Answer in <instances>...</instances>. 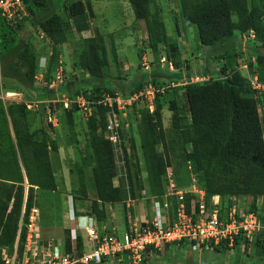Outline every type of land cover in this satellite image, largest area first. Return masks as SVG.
Listing matches in <instances>:
<instances>
[{
    "label": "trees",
    "instance_id": "trees-1",
    "mask_svg": "<svg viewBox=\"0 0 264 264\" xmlns=\"http://www.w3.org/2000/svg\"><path fill=\"white\" fill-rule=\"evenodd\" d=\"M129 1L137 19L150 21L151 38L155 42L167 43L168 35L164 23L157 16H153L152 0ZM24 2L27 5L33 3L38 8V11H35L30 7L33 15L30 23L34 27H41L51 40L52 53L45 72L40 73L43 74V79L40 80L35 76L40 64L39 56L30 47L28 40L22 39L19 33L10 34L4 49L1 50L5 77L16 80L24 87L32 86L38 89L36 78L45 86L38 89L40 95L52 97L56 92L49 84L61 55L59 46L69 41L71 33V25L62 19L58 13L59 9L64 7L72 16H77L87 9L91 10V6L89 3L86 6L82 0ZM180 3L185 9L189 24L197 28L200 44L207 47L206 61L209 64L216 56L224 58L234 54L243 43V35L253 29L256 33V44H248V50L254 57L251 70L256 72L260 82L264 84V0H180ZM0 21H4L1 16ZM73 62L79 79L71 89L74 94L69 96L70 105L64 106L63 111L67 114L70 125L74 124L72 114L76 111L81 112L83 119L87 121L88 149L86 157L79 164L80 190L81 196H88L85 173L90 168L96 190L90 214L95 215L100 222L105 218V211L100 208V202L136 200L141 196L138 191L145 189V183L140 179L141 163L139 164L138 160L133 161L134 156L129 157L127 153L123 169L126 170L128 183L118 186L114 184L117 177L114 147L105 135L108 107L96 104L104 94L117 90L114 82H110L111 59L104 37L98 33L94 37L84 38ZM23 67H27V70ZM222 70L216 69L215 73L222 75L225 69ZM80 74L85 76L80 77ZM194 75L196 74H192L189 82L184 85L191 117L188 120L180 107L173 103L172 126L177 130L183 144L192 146V151L186 155L185 161L194 165L192 170L199 181L204 183L208 200L214 195H220L221 201L226 198L228 207L226 203L220 206L223 213L230 206L231 196H252L255 200L264 196V119L259 109V102H264V96L258 95L249 79L238 69H232L223 80L214 77L210 81L190 82ZM150 76L154 79H182L169 69L164 72L155 71ZM61 87L62 92L70 89L68 84ZM78 95L93 102L94 110L91 116H87L80 104L74 102ZM155 102V111H144L140 119L145 160L143 172H147L152 196L165 192V174L170 164L167 147L166 152L158 150L160 143L165 145L166 136L159 95ZM56 115L58 124L53 123L51 130L41 128L31 131L26 103H11L9 106L0 107V178L5 183L0 187V264H7L2 247L13 248L18 236V252L19 255L23 254L27 223L35 205V186L45 190H57L58 182L51 158V151L58 150L54 134L61 121L60 115ZM122 136L126 140L127 132L124 131ZM25 180L30 184L26 199ZM192 198L187 195L188 205ZM257 209L254 203L251 210L258 212ZM262 235L260 234L254 243L256 242L263 252ZM241 242L242 239L238 238L235 248H238ZM78 244L82 249L81 235ZM65 248L71 249L69 231L65 238ZM223 248L225 250L227 247L221 245L214 249L222 251ZM149 250L151 249L148 248L147 252ZM106 260L101 264H109Z\"/></svg>",
    "mask_w": 264,
    "mask_h": 264
},
{
    "label": "rangeland",
    "instance_id": "rangeland-1",
    "mask_svg": "<svg viewBox=\"0 0 264 264\" xmlns=\"http://www.w3.org/2000/svg\"><path fill=\"white\" fill-rule=\"evenodd\" d=\"M82 1L86 6L89 3L91 10L87 9L80 15L72 16L64 7L59 9L58 13L62 19L69 22L71 25V33L69 34V41L59 46L61 55L59 56V61L56 64L52 79H54L58 73L62 74L65 83L79 77V75L74 76V74H72L75 55L80 51L84 38L94 37L96 34L100 33V35L104 37L105 45L110 52L111 65L109 75L111 76L114 73L117 74L119 70L118 56L124 57L122 59L126 58V64L131 66L130 69L132 67L134 68L131 70L132 72H130L132 78L137 82L135 85L130 86L125 84L121 85L119 86L120 90L123 92H130L138 88L149 89L150 82H152L155 85V89L158 90V92H156V97L159 95V102L162 108L163 129L166 136L165 145L160 143L158 145V150L160 152H166L167 147L166 153L169 156L168 161L170 163L167 169L173 171L175 181L180 189H188L192 179L191 175L195 172L189 169V163L187 164L185 157L192 151V146L191 144H183L181 138L178 136L177 130L172 126L173 110H171V106L173 103H176L184 112L186 118L188 120L190 119L191 115L184 85L189 81V77L192 74L209 75L216 79L223 80L232 69H238L243 75L248 76L247 69L251 70V63L254 61L253 55L248 50V44H256V40L243 38V43L238 46L234 54H229L224 58L216 56L209 64L206 61L207 47L200 44L197 28L195 25L189 24L185 9L181 5L180 0H152L151 2L153 16H157L166 27L168 35L167 43L155 42L154 39L151 38L149 31L150 21L137 19L129 0ZM26 7L27 14L21 19L19 24L10 25L6 23V21H0V107L9 106L11 103H26L31 131L41 128L51 130L52 126H54L53 123L55 125L58 124V122H56L58 121L56 114H58V116L60 115L61 122L56 126L54 135L57 144L59 146L61 145L63 148V152L60 154L59 150L51 151L53 168L58 182L57 190H45L35 186L33 191L35 195V205L33 209H37V212H34L36 215L35 221L37 222V227L40 228V236L36 238V241H40L43 245L48 240L54 242L58 241V239H64L67 235V231H69L68 226L56 223V219L58 214L62 215V213H66L69 209V202L82 193L80 190L81 170L79 164L83 162V159L86 157L89 129L87 121L83 119V114L78 111L73 112L74 124L70 125L68 116L63 111L65 105L62 92L58 91L52 97H43L37 90L45 86L40 83L39 80L37 81L36 78L37 90L32 86L24 87L16 80L5 77L1 50L4 49V45L8 41L10 34L19 33L21 37H23L22 39L28 40L33 50L37 49L36 52L38 51L37 55L39 56L40 64L36 69L35 76L38 79L41 78V76L38 77L39 74L45 72L48 58L52 53L51 40H49L41 27H34L30 23V19L33 17L30 12V7L35 11H38V8L35 7L33 3H29ZM162 58L171 60L174 64V68L170 69L167 62L164 63L163 61L165 60L162 61ZM144 62L150 65L149 69L144 68ZM175 62L180 64L176 65ZM167 68H169L174 75L181 76L182 79L177 81L166 77H159L157 79L150 78V74L155 71L160 70L164 72L168 70ZM23 69L27 70V67H23ZM216 69L221 71L225 69V72L222 75H218L215 73ZM144 72L147 74L145 75ZM83 76L85 75L80 74V77ZM69 94L73 95L74 92L69 91ZM73 99L74 97L72 98V103ZM155 100L153 107V100H145L133 109L135 115H132V118L135 122L133 121V127L130 129L126 137L127 139L125 140V148H128L129 151L126 150L124 156L115 154L117 177L114 181H116L118 185H127L128 183L125 176L126 170L123 169L126 165L127 153H129V157L134 156L132 159L133 161L138 160L139 164L141 163L142 172L140 179L145 183V189L138 191L141 196L135 201L137 204L138 202L144 204L145 209L141 208V205L138 204L143 213L144 210L145 212L147 210L149 213L152 211L151 201L153 200V196L150 191L147 172H143V169L145 170V160L142 149V125L140 119L144 111H148L149 113L155 111ZM259 104L261 117L264 119V102H259ZM75 110L73 109V111ZM140 114L141 117L139 118ZM85 175L88 185L87 191H89V194L95 195L96 190L92 183V172L90 168L86 170ZM3 184L5 183H3L0 178V187ZM202 184L204 185V183ZM29 187L30 184L28 180H25V199L27 198ZM242 197L241 203L246 209H252L253 204L257 203V200L252 197ZM220 203L225 204L226 198ZM124 205L126 208V203H124ZM260 215L264 217V212ZM132 219L135 220V217L131 218L130 223L128 219V227L136 223L132 222ZM114 231L117 232L120 230L116 229ZM19 242L20 239L17 238L13 248L2 247L3 255L6 257V260H9L10 264H17L19 260H21L22 255H19L17 245ZM204 250L206 249H203V251ZM213 251H215V249L208 250L205 254L207 256L216 257L217 255L214 254L216 252ZM153 252L154 254L162 255L164 250ZM113 262L114 261H111L109 264ZM115 263L119 264L118 260L114 262V264ZM201 263L206 264L209 262L204 258L201 260Z\"/></svg>",
    "mask_w": 264,
    "mask_h": 264
},
{
    "label": "built area",
    "instance_id": "built-area-1",
    "mask_svg": "<svg viewBox=\"0 0 264 264\" xmlns=\"http://www.w3.org/2000/svg\"><path fill=\"white\" fill-rule=\"evenodd\" d=\"M26 14L24 0H0V16L6 23L17 25ZM243 38L256 40V33L251 29ZM163 62H167L170 69L174 68L172 61L166 59ZM143 66L145 69L150 68L147 62ZM247 72L253 89L257 90L258 95L264 96V84L260 82L256 72L249 69ZM39 76L43 77L42 74ZM212 78L214 77L196 74L191 77L190 82H205ZM61 81L62 75L59 74L51 85ZM155 94L156 90L150 85L149 89L131 95L107 93L97 100L96 104L108 107L105 134L112 141L115 154L125 155L126 141L122 134L130 127V109L138 102L152 100ZM63 102L68 107L70 97L65 95ZM74 102L80 104L87 116L93 114V102L86 97L78 95ZM192 167L189 162L191 171ZM165 178L167 186L164 194L154 197L152 215L142 223L131 224L123 231L116 232L107 227L100 229L92 215L80 216L78 228L87 232L91 245L89 252L81 253L77 246L66 250L65 245L59 241L48 240L43 245L36 241L40 236V228L35 221L34 212L37 209H33L27 223L24 251L17 264H101L106 259L109 263L120 260L123 256L128 257L132 264H141L148 248L160 251L166 244L188 243L195 250L214 249L225 245L233 253L238 238L254 242L263 234L264 240V217L259 212L244 208L236 196L229 199L230 206L222 213L219 199L208 201L207 191L195 173L191 175L190 187L185 190L178 187L172 170L167 169ZM188 194L193 197L189 205ZM226 204L228 207V203ZM72 232L73 239H76V229ZM6 262L10 264L9 260Z\"/></svg>",
    "mask_w": 264,
    "mask_h": 264
},
{
    "label": "crops",
    "instance_id": "crops-1",
    "mask_svg": "<svg viewBox=\"0 0 264 264\" xmlns=\"http://www.w3.org/2000/svg\"><path fill=\"white\" fill-rule=\"evenodd\" d=\"M34 50L36 52L37 49H34ZM42 56L44 57L43 54ZM122 58L124 57L118 56L119 70L117 71V74L114 73L113 75L110 76L111 78L110 82H114L113 85H115L114 87L116 89H120L119 86L121 85L125 84L127 86H130V85H135V83L137 82L134 78H132V75H131V72H132L131 70H133L134 68L132 67L130 69L131 66L126 64L127 59L126 58L122 59ZM72 74L76 76V72L74 71V69L72 71ZM77 79L79 78L78 77L74 78L71 81L63 84L64 87H65V84L66 85L68 84L70 88L66 92L69 93L72 87H75V83ZM60 87H59V90H60ZM58 150L60 154L63 152V148L61 147V145L59 146ZM165 177H166V174H165ZM114 184L116 186L118 185L116 181H114ZM166 186H167V180L165 183V190H166ZM157 196H160V195H157ZM154 197L156 196H153V200L151 201L152 211L150 213L147 210H146L147 213L145 212V210H144V213L141 212L140 206L138 205L140 203L138 202L137 204L135 200H128L126 202H116V203L100 202V208H103L105 211V218L99 222L95 215L90 214L91 213V203H92V200L96 198V191H95V195L89 194V191H88V196L85 197V196L78 195L75 199L70 201L68 211L66 213L64 212L65 214L62 213V215L58 214L56 223L68 226L69 228L68 230L70 232L71 246L73 247L77 246L78 251L81 253L89 252L91 250V245L88 241L87 234L84 230L76 231V234H77L76 239H73L72 237V233H73L72 231L78 228V224H79L78 222H79L80 216L92 215L97 219L98 226L102 228L107 227L111 230L117 229V230L123 231L124 229L128 227L127 225L128 219L130 223L131 218L135 217V220L132 219V222L142 223L146 220V218L152 215ZM248 197H252V196H248ZM256 200H257L256 205L258 208L257 210L261 214L264 212V196H260ZM124 203H126V208H125ZM140 205H141V208L145 209L144 204H140ZM80 235L83 237V248L82 249H80L79 244H78V239ZM65 238L58 239V241L61 242L63 245H65ZM258 247L259 246L256 242L255 243L248 242L247 240L245 242L244 240H242L241 245L238 248H236V250L233 253H231L228 249L222 250L220 252H217V250H215L213 251V252H216L214 253L217 255L215 257V256H207L205 254V252L211 249H206L204 251L195 250L188 243H183V242L180 243L179 245L178 244H166L165 247L162 249L164 250L162 255L154 254L153 250H149L145 255L144 263H141V264H203L201 263V260L204 258H206V260H208L209 262L206 264H264V251L262 252ZM227 256H228V259H227ZM114 262L112 264H114ZM118 262L119 264H128V263L132 264L129 258L126 256L121 257V259L118 260Z\"/></svg>",
    "mask_w": 264,
    "mask_h": 264
},
{
    "label": "clouds",
    "instance_id": "clouds-1",
    "mask_svg": "<svg viewBox=\"0 0 264 264\" xmlns=\"http://www.w3.org/2000/svg\"><path fill=\"white\" fill-rule=\"evenodd\" d=\"M47 36V35H46ZM41 66H43V65H41ZM167 69H169V68H167ZM59 74H61V73H58L57 75H59ZM39 75H41V74H39ZM43 75V74H42ZM57 75L55 76V78L54 79H52L51 81H50V84H49V86H50V88H52L53 90H55L56 92H62V91H60L59 90V87L61 86V85H63L64 83H65V81H64V79H63V76H62V81L61 82H59V83H57L56 85H54V86H52L51 84L53 83V81L54 80H56L57 79ZM62 75V74H61ZM38 77H40V76H38ZM246 77H247V75H246ZM227 78V77H226ZM41 80L43 79V77L42 78H40ZM45 84H47L46 82H45ZM149 85H152L153 87H154V89H155V86H154V84H152L151 82H150V84ZM143 90H147V89H135V90H133V91H130V92H123L122 90H120V89H117L116 91H114V92H112V93H115V92H120V93H123L124 95H131V94H133V93H135V92H139V91H143ZM156 90V89H155ZM156 92H158V90H156ZM110 93V92H109ZM62 94L65 96V95H67V96H70V94L68 93V92H62ZM155 98H156V94H155V97L152 99L153 100V102H152V107L154 106V100H155ZM145 101V100H144ZM144 101H141V102H144ZM141 102H138L137 104H135L131 109H130V111H129V119H130V127H129V129L128 130H126V132H127V136H128V133H129V131H130V129L133 127V118H132V115L134 116L135 114H134V112H133V109L137 106V105H139ZM141 117V114L139 115V118ZM135 122V121H134ZM107 123V122H106ZM106 135V134H105ZM106 138H108L107 137V135H106ZM109 139V138H108ZM111 141V140H110ZM112 142V141H111ZM113 144V143H112ZM126 146V145H125ZM113 147H114V145H113ZM126 150L128 151V148H125V153H126ZM114 153H115V149H114ZM167 172V171H166ZM207 196H208V194H207ZM232 197V196H231ZM230 197V198H231ZM240 201H241V198L240 197H238V196H236ZM218 200L219 199V201L221 202V197H220V195H214L213 197H211V199L210 200H208V201H211V200ZM221 204L222 203H220V205L219 206H221ZM97 220V219H96ZM100 227V226H99ZM102 227H100V229H101ZM109 229V228H108ZM77 230H84L85 232H86V230L85 229H79V228H77L76 229V231ZM110 231H113V230H111V229H109ZM86 234H87V232H86ZM19 237V236H18ZM245 241V240H244ZM151 250H153V251H155L154 249H152V248H150ZM203 250V249H202ZM226 250V249H225ZM156 252H159V251H156ZM147 253V252H146ZM146 253H145V255H146ZM144 258H145V256H144Z\"/></svg>",
    "mask_w": 264,
    "mask_h": 264
}]
</instances>
